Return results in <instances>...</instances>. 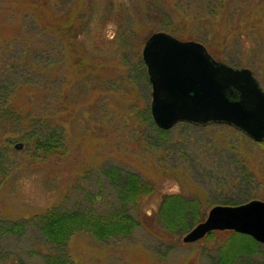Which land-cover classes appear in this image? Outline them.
Returning a JSON list of instances; mask_svg holds the SVG:
<instances>
[{
	"label": "rangeland",
	"instance_id": "374dc122",
	"mask_svg": "<svg viewBox=\"0 0 264 264\" xmlns=\"http://www.w3.org/2000/svg\"><path fill=\"white\" fill-rule=\"evenodd\" d=\"M53 9L46 0H0V264H264L261 242L223 263L214 247L221 232L182 240L214 204L264 200V140L221 122L181 120L156 132L142 59L147 36L164 31L250 68L264 89V0H66L63 17ZM43 23L63 31V64ZM33 114L46 124L29 123ZM33 127L59 132V151L33 153L22 136ZM113 167L153 187L124 204L137 225L103 239L82 226L64 246L47 241L40 225L50 209L119 206ZM170 192L198 200L180 231L158 216Z\"/></svg>",
	"mask_w": 264,
	"mask_h": 264
},
{
	"label": "water",
	"instance_id": "95a60500",
	"mask_svg": "<svg viewBox=\"0 0 264 264\" xmlns=\"http://www.w3.org/2000/svg\"><path fill=\"white\" fill-rule=\"evenodd\" d=\"M142 59L151 84L150 114L159 128L181 120L221 122L264 140V89L250 68L214 59L201 42L164 31L147 36ZM213 229H232L264 243V200L214 204L182 240Z\"/></svg>",
	"mask_w": 264,
	"mask_h": 264
},
{
	"label": "trees",
	"instance_id": "16d2710c",
	"mask_svg": "<svg viewBox=\"0 0 264 264\" xmlns=\"http://www.w3.org/2000/svg\"><path fill=\"white\" fill-rule=\"evenodd\" d=\"M46 1L54 8L53 11L60 14L59 17H63V6L66 0ZM65 11L67 13L66 9ZM54 26L56 27L57 25H48L47 27V25L43 23V26L41 25V30L49 35V40L53 43L52 47L58 46L59 50L61 51L60 64H63V31H51ZM61 27L63 28V25H61ZM64 32H72V36L75 38L79 33L84 31ZM107 37L111 36L107 35ZM59 42L62 45H59ZM32 64L39 66V64L35 63V61H31L30 65L32 66ZM48 66H46V68H48ZM53 68L56 67L54 66ZM49 69H51V65ZM35 70L41 72L36 67ZM49 72V70H46V73L54 79L56 75L53 76ZM7 110L10 114L13 113L14 108L10 106ZM21 114L22 117H25L28 113L26 114L25 112L23 113L21 111ZM6 117L9 118L8 114ZM6 117L3 116V119H6ZM46 118L47 117L45 116L42 117L40 115L33 114L28 116L27 120L29 123H37L39 121L45 122L44 119ZM152 124L154 123H151L150 125ZM56 126L57 125L53 124L52 128ZM154 127L153 128L156 132L165 131V128L160 129L157 126ZM32 130V133L29 132L22 136H24V138L27 140V143L32 146L31 148L33 153L39 152L41 155L43 153L44 156L48 149H50L52 152L59 151L60 146L63 144L62 135L59 132L54 131L55 129H51L50 133H47V129L38 132L34 129V127ZM110 175L112 177V181L114 178L119 181L118 184L113 183L115 186H117L113 188L115 189L116 200L119 202V206L110 209L107 208L106 210L89 209L85 212H79L77 210L56 211L50 209L45 214H43L40 225V230L47 241L51 242L52 244H59L60 241H63L64 246L65 240L71 234V232L73 230L82 228V226H86V228L88 227L87 229L91 235L97 239H103L108 236L127 234L137 225V221L128 213L124 207V204L128 201H138L141 196L149 193L153 187H148V181H142L137 174L131 171H124L121 173L119 169L113 167L112 173H110ZM144 184H146L147 187H143ZM197 203L198 200L195 197L186 198L182 193L179 192L166 193L161 198L159 203V209L157 210L158 216L161 218L162 222L167 226L170 232L176 230L180 231L186 226L184 219L185 214H187V210H191L192 213H196ZM220 232L224 237L218 238V241L216 240L214 242V247L217 250L219 259L223 261V263L233 262L242 254L250 255L259 246L258 241L254 240L251 236L245 233L234 231L232 229L209 230L203 237H201V241L214 239L215 235ZM49 263L56 264L51 260Z\"/></svg>",
	"mask_w": 264,
	"mask_h": 264
}]
</instances>
